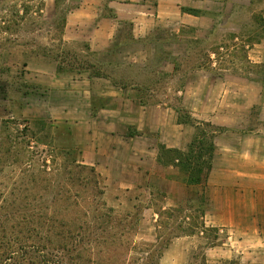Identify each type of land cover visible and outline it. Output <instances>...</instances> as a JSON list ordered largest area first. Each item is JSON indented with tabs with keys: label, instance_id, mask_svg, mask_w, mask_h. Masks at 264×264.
Instances as JSON below:
<instances>
[{
	"label": "crops",
	"instance_id": "obj_1",
	"mask_svg": "<svg viewBox=\"0 0 264 264\" xmlns=\"http://www.w3.org/2000/svg\"><path fill=\"white\" fill-rule=\"evenodd\" d=\"M59 3L45 0V5ZM61 3L72 8L65 17L63 41L83 43L91 52L109 57L103 76H73L48 63L38 64L39 73H34L35 89L43 92L45 103L52 105L54 97L59 101L54 107L64 119L55 124L76 126L75 163L92 169L102 195L137 189L133 199H139L155 230L162 228L163 214L180 204L190 211L200 203L199 220L192 213L178 223L185 232L173 236L159 264H185L194 237L210 241L204 264H264V0ZM251 6L254 14L248 18L254 17V40L248 47L254 77L194 74L184 78L181 92L173 87L172 100L179 105L146 99L160 96L147 91L146 75L161 42L166 54L162 62L171 65L170 76H177L178 54L169 45L180 40L184 52L208 53L212 64L210 48L225 47L216 41V33L223 38L225 29L232 28V39H239L243 29L233 22L241 7ZM119 68L130 70L126 82L113 75ZM47 71L50 82L45 79ZM65 98L66 104L61 102ZM178 107L194 121L218 128L204 186L183 182L164 152L186 151L196 134L195 125L178 122Z\"/></svg>",
	"mask_w": 264,
	"mask_h": 264
},
{
	"label": "rangeland",
	"instance_id": "obj_2",
	"mask_svg": "<svg viewBox=\"0 0 264 264\" xmlns=\"http://www.w3.org/2000/svg\"><path fill=\"white\" fill-rule=\"evenodd\" d=\"M62 3L60 0L56 7L45 5V0H0V244L11 246L16 255L20 245L34 243L59 255L56 247L70 239L57 236L55 230L91 228L92 239L99 247L97 259L117 260L119 264H155L173 236L185 232L177 228L178 223L192 213L199 220L201 205L196 203L189 211L180 204L163 214L162 228L155 230L139 199H133L137 189L102 195L92 171L75 163L76 126L73 122L55 124L64 119L57 115L59 108L54 107L59 101L54 97L55 103H45L43 92L35 89L34 73H39L36 67L41 63L53 68L61 63L65 67L63 72L73 76L92 73L97 68L106 71L109 57L91 52L83 43L71 45L63 41L65 17L72 8ZM250 12L254 14V6L241 7L233 22L243 29L239 39H232V28L225 29L223 38L219 31L216 33L215 39L224 44V49L212 46V64L197 69L195 74L254 77L248 47L254 40V17L249 20ZM159 45L146 75V89L157 91L160 96L150 95L146 99L179 105L172 96L180 73L176 79L168 75L171 65L162 62L165 44ZM169 46L183 56L176 61L182 70L208 62V53L184 52L182 40ZM120 59L126 60L123 55ZM46 74L45 79L50 82V71ZM113 75L124 81L130 77V70L119 68ZM147 91L144 94L148 95ZM61 102L66 104L69 99ZM86 232L82 235L89 239ZM209 242L194 237L185 264H204ZM7 251L0 247V261ZM7 264L28 263L19 259Z\"/></svg>",
	"mask_w": 264,
	"mask_h": 264
},
{
	"label": "trees",
	"instance_id": "obj_3",
	"mask_svg": "<svg viewBox=\"0 0 264 264\" xmlns=\"http://www.w3.org/2000/svg\"><path fill=\"white\" fill-rule=\"evenodd\" d=\"M179 56L180 55L177 56L178 58L176 57V61L183 58V56ZM207 60V63L200 62L198 65H192L195 67L185 70L180 69L179 64L175 61V74L180 73V77L177 79L176 91L181 92L184 87V78L194 75L197 69L204 68L209 63L210 59L207 58ZM64 68V65L61 63L57 65L58 72L65 71ZM92 74L96 76L104 75L100 68H97ZM177 109L178 122L195 125L196 134L186 151L164 150V152H166L169 161L173 162L174 166L177 167L179 177L183 182L204 186L212 167L215 148L214 137L218 132V128L214 127L209 122L198 123L190 118L184 109L181 107ZM90 170L92 171V169ZM86 230L81 228L55 230L57 236L70 239L65 245H58L56 247V252H58L59 255L47 250L44 251L42 245H36L35 243L29 246L20 245L18 247V254L16 255V251L11 249V246L5 247L4 244H0V247L6 250L8 249L5 256L1 259L0 264H7V262L10 261L16 262V260L19 261V259L22 261L26 260L28 264H119L120 262L117 260L111 261L110 259H106L105 261H101L97 259L96 255L99 251V247L92 239L93 230L91 228H87ZM84 232L89 236V239H86L84 235H82ZM75 239L78 240L76 241ZM166 246L164 248H166ZM74 253L76 254L75 256ZM161 254L162 252L158 255V260L155 264H159Z\"/></svg>",
	"mask_w": 264,
	"mask_h": 264
}]
</instances>
